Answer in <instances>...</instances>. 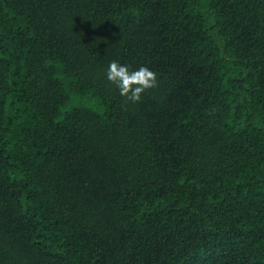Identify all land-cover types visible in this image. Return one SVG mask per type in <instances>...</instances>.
I'll list each match as a JSON object with an SVG mask.
<instances>
[{"label":"trees","instance_id":"trees-1","mask_svg":"<svg viewBox=\"0 0 264 264\" xmlns=\"http://www.w3.org/2000/svg\"><path fill=\"white\" fill-rule=\"evenodd\" d=\"M0 264H264V0H0Z\"/></svg>","mask_w":264,"mask_h":264},{"label":"clouds","instance_id":"clouds-1","mask_svg":"<svg viewBox=\"0 0 264 264\" xmlns=\"http://www.w3.org/2000/svg\"><path fill=\"white\" fill-rule=\"evenodd\" d=\"M106 77L108 81L116 86L119 95L132 102L142 99V93L157 84V74L146 66H140L130 70L126 64L116 60L109 63Z\"/></svg>","mask_w":264,"mask_h":264}]
</instances>
